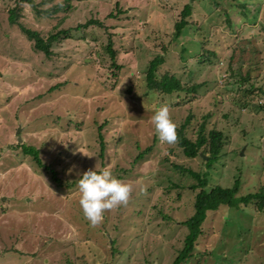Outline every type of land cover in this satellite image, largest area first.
<instances>
[{
	"label": "rangeland",
	"instance_id": "374dc122",
	"mask_svg": "<svg viewBox=\"0 0 264 264\" xmlns=\"http://www.w3.org/2000/svg\"><path fill=\"white\" fill-rule=\"evenodd\" d=\"M63 2L33 0L40 10ZM71 5L60 26L70 30L68 38L47 59L8 23L13 2L0 0V264H171L198 191L196 180L175 166L206 173L207 189L238 179L236 197L264 185V110L256 109L264 105V0ZM185 5L190 24L176 38L173 27ZM21 7L19 23L42 36L63 16L38 17L29 4ZM89 20L101 26L74 30ZM109 39L119 69L110 67ZM158 55L164 56L159 72L186 87L199 85L195 94L145 95L144 72ZM246 75L247 82L238 80ZM162 103L175 131L190 116V140L203 122L206 131L222 132L217 161L206 166L201 156L187 158L176 141L159 142L151 116ZM20 144L38 150L59 184ZM94 167L109 168L132 191L126 204L105 210L92 226L76 180ZM184 264H264V208L207 214Z\"/></svg>",
	"mask_w": 264,
	"mask_h": 264
},
{
	"label": "trees",
	"instance_id": "16d2710c",
	"mask_svg": "<svg viewBox=\"0 0 264 264\" xmlns=\"http://www.w3.org/2000/svg\"><path fill=\"white\" fill-rule=\"evenodd\" d=\"M13 2V7L7 12V20L10 25H15L20 32L26 37L30 42L33 51L41 53L45 58L50 59L52 57V46L61 41V39H67L69 34V29H62L60 26L67 19V14L70 13L72 9L71 0H64L63 3L57 4L45 10H40L33 3V0H11ZM48 0H46V3ZM22 4H29L38 17H51L53 15L61 14L60 19H58L57 24L52 27L46 36H42L39 32L25 28L19 23V16L22 10ZM121 11L116 4V14H121ZM191 16V7L189 5L183 6L181 8L178 18L174 24V37H180L182 30L190 24L189 17ZM110 18L116 17L113 14H109ZM90 25L101 26L98 20H89L83 24L77 25L74 30H79L81 28H86ZM105 51L108 54L110 60V67L119 69L115 65V52L112 50V44L109 39L105 46ZM166 52V50H164ZM164 63V56L158 55L149 61L145 72H144V86L145 95L151 96L152 94L170 96L173 93L186 92L190 94H195L199 85L193 84L191 86H184L183 83L174 75L168 73L159 72V67ZM240 82H247L249 80V75L245 77H239ZM246 93H253V90H245ZM240 106L243 108L247 103L245 101L238 100ZM256 109L264 110L263 104L256 105ZM190 116H188L184 123L176 130V143L178 147L182 150L183 154L187 158H195L202 155H207V160H205V165L209 166L211 162L217 161L219 158L222 147L226 142V138L223 136L222 132L216 129H211L206 131L204 122L201 123L196 131V138L190 140L186 137V128L189 124ZM101 153L103 143L100 142ZM20 147L22 153L29 156L37 167L42 168L45 172L49 173L51 179L59 184L55 173L48 166L44 165L39 158V152L37 149L25 146L23 144L17 145ZM102 155V154H101ZM141 154L137 156L140 158ZM181 172L187 173L192 179L196 180L198 189L193 202V214L186 221L183 222L187 233L183 239V246L178 250L176 257L171 264H184L192 255L195 249L197 239L201 233V227L206 220L207 214L215 212L222 208L227 209H238L240 206L253 205L259 211L264 208V185H261L256 193L247 194L244 196L236 197L239 190V180L236 179L231 187L223 188L220 186H214L207 189V175L199 174L193 172L190 169L175 166ZM264 168V164L262 166Z\"/></svg>",
	"mask_w": 264,
	"mask_h": 264
},
{
	"label": "clouds",
	"instance_id": "9594fccd",
	"mask_svg": "<svg viewBox=\"0 0 264 264\" xmlns=\"http://www.w3.org/2000/svg\"><path fill=\"white\" fill-rule=\"evenodd\" d=\"M155 135L162 144L176 141V124L170 117L169 106L162 103L151 116ZM79 206L92 226L102 222L105 210L127 203L132 186L115 177L109 168H90L76 180Z\"/></svg>",
	"mask_w": 264,
	"mask_h": 264
},
{
	"label": "water",
	"instance_id": "95a60500",
	"mask_svg": "<svg viewBox=\"0 0 264 264\" xmlns=\"http://www.w3.org/2000/svg\"><path fill=\"white\" fill-rule=\"evenodd\" d=\"M190 1H192V0H190ZM18 142H21V140L18 138ZM201 157H203L204 158V160H207V157L206 156H203V155H200Z\"/></svg>",
	"mask_w": 264,
	"mask_h": 264
}]
</instances>
